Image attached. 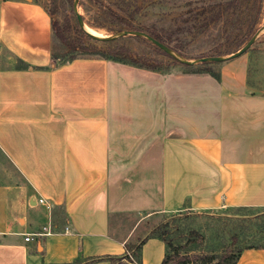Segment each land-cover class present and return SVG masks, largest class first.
<instances>
[{"label": "crops", "instance_id": "0c3cea01", "mask_svg": "<svg viewBox=\"0 0 264 264\" xmlns=\"http://www.w3.org/2000/svg\"><path fill=\"white\" fill-rule=\"evenodd\" d=\"M260 42L218 79L71 58L41 4L0 0V161L18 176L0 170V264L123 257L171 214L264 208ZM164 253L148 238L140 264ZM236 264H264V247Z\"/></svg>", "mask_w": 264, "mask_h": 264}, {"label": "rangeland", "instance_id": "374dc122", "mask_svg": "<svg viewBox=\"0 0 264 264\" xmlns=\"http://www.w3.org/2000/svg\"><path fill=\"white\" fill-rule=\"evenodd\" d=\"M223 1L227 0H78L76 12L82 20L84 30L99 38H107L115 37L119 33L127 31L123 30L115 33L107 31L113 27L108 13H116L126 17L134 7L140 8L141 13L136 15V20L134 21L135 27L158 35L189 58L188 60H197L204 57L225 58L237 52L249 40L240 46L237 45L240 40L237 30L238 26L242 20L254 19L256 12H259L253 34L260 29L261 32L253 45L242 54L243 56H252L255 48H258L257 44L264 40V29L262 30L264 26V0H239L234 25L232 23L229 24L227 18H222L221 21L210 25L203 33L194 37L190 34L180 33L179 29L185 26L182 20L188 16L190 8L193 9L192 13H195L201 10V6L213 5ZM36 2L41 4L51 14L50 17L57 21L59 26H63L65 19H68L72 25H78L76 14L72 8L73 0H71V3L70 0H36ZM189 2L191 5H187ZM126 3L128 5H125ZM67 36L71 40L77 39V35L72 31L67 32ZM83 41L88 44L86 39H83ZM105 43L111 48L124 46L137 56H145L149 64H152L153 61L161 62L163 65L170 63V59L165 55L158 54L152 44L146 40H139L134 36H123ZM61 46L66 55L73 54L64 45ZM75 55L81 56V54L77 53ZM221 63H209L210 65L207 66L209 69L217 71ZM178 68L190 72L184 67ZM132 163L140 168L146 165V160H133ZM0 170L9 173L15 181H18V176L6 161H0ZM20 191L21 193L25 192L23 188L18 190V192ZM165 222H168V225L173 229L177 227L179 231L196 230L204 236L205 240L201 245L192 246V249H188L190 250L189 254L219 253L217 248L220 246V240L227 238L231 232H235V236H237L235 250L237 247H264V208L255 210L239 209L236 211L225 210L208 215L176 213L166 216L155 226ZM177 244H182V242Z\"/></svg>", "mask_w": 264, "mask_h": 264}, {"label": "trees", "instance_id": "16d2710c", "mask_svg": "<svg viewBox=\"0 0 264 264\" xmlns=\"http://www.w3.org/2000/svg\"><path fill=\"white\" fill-rule=\"evenodd\" d=\"M125 5L128 4L126 3ZM187 5H191V3L189 2ZM238 7L239 0H227L213 5H205L204 7L201 6V10L195 13H192L193 9L190 8V10H188V16L182 20L185 26L181 27L179 31L181 34H190L194 37L200 33H203V31L206 30L210 25L216 24L221 21L222 18H227L228 23H232V25H234L237 17ZM140 13L141 9H138L137 7H134V9L126 17L120 16L116 13H108V17H110V21L113 27L112 29H108L107 31L112 33L118 31L120 32L123 30L145 32L155 40L170 48L179 56L187 60L189 59L184 54L179 52L176 48L172 47L166 40L160 38L158 35L135 27L134 21L136 20V15ZM258 13L259 12H256V16L254 17V19H245L244 21H241L240 25L237 28L240 35V40L237 42L238 46L242 45L252 36L256 28L255 26L257 23ZM48 14L49 16L51 15L50 13ZM51 26L53 34L57 38L59 43H61V45H64L69 52L73 53L69 55L71 58H75V54L77 53L81 54V56L78 55V57L105 58L152 71H167L170 68L174 67H184L186 68V70H190V72L192 73H205L215 79H218L217 72L208 68L207 65H210L209 63L198 64L196 66L184 65L167 56L157 47L153 46L155 47V51L158 54H162L168 57L170 59V63L163 65L161 62L157 63L156 61H153L152 64H149L148 59L145 56H137L133 51L124 46H116L111 48L105 42L92 41L90 38H88V36L84 34V32L78 27L77 24L72 25L68 19L64 20L62 28L58 25L57 21L51 18ZM69 31H72L77 35L76 40H71L69 36H67V32ZM137 38L139 40H145L139 37ZM83 39H86L88 41V44H86ZM53 59H56V57H53ZM148 238H158L163 242L165 253L161 264H236L239 253L244 248H247L237 247V249L235 250L237 236H235V232H231L227 238L220 240V246L217 248L219 253H204L201 255L189 254L190 250L188 249H192V246L197 247L201 245L205 240L204 236L196 230L179 231L177 227L173 229L168 225V222H165L152 228L149 235L136 244H126L125 254L123 257L115 258L103 256L90 258L82 262L75 261L72 264H92L100 261H108L111 264H117L121 261V259H126L130 262L140 264V250L143 243ZM180 242H182V244H177ZM128 255H130L133 260H131Z\"/></svg>", "mask_w": 264, "mask_h": 264}, {"label": "water", "instance_id": "95a60500", "mask_svg": "<svg viewBox=\"0 0 264 264\" xmlns=\"http://www.w3.org/2000/svg\"><path fill=\"white\" fill-rule=\"evenodd\" d=\"M77 5H78V0H73L72 8H73L74 13L76 14L78 25L83 30V32L86 34V36H88L89 38H91L93 40H98V41L110 42V41H114V40H116L120 37H123V36L139 37V38L145 39L146 41L151 43L153 46L160 49L164 54H166L167 56L176 60L177 62L184 64V65H189V66H193V65H197V64H203V63H215L216 64V63H221V62H225V61H229V60L238 58L239 56L244 54L253 45V43L257 39L259 33L261 32V29L258 30L256 33H254L249 38V40L237 52L230 54V55L226 56L225 58L204 57V58H199L197 60H187V59H184L183 57L179 56L178 54L174 53L170 48H168L164 44L160 43L159 41L155 40L154 38H152L148 34L141 32V31L127 30V31H123V32L119 33L115 37L113 36V37H107V38H99V37L87 32L86 30H84V28L82 27L83 26L82 20L79 17V15H77V12H76ZM263 29H264V26L262 27V30Z\"/></svg>", "mask_w": 264, "mask_h": 264}, {"label": "built area", "instance_id": "2783aa9c", "mask_svg": "<svg viewBox=\"0 0 264 264\" xmlns=\"http://www.w3.org/2000/svg\"><path fill=\"white\" fill-rule=\"evenodd\" d=\"M38 203L40 205L46 207L47 209L50 208V206L43 199H39ZM47 233H48V231L47 232H37V233H33V234H28L27 236H25L24 240L28 241V242L33 241L35 238L36 239L41 238V237L45 236ZM128 256H129V258H131V260H133L130 255H128Z\"/></svg>", "mask_w": 264, "mask_h": 264}, {"label": "bare ground", "instance_id": "6f19581e", "mask_svg": "<svg viewBox=\"0 0 264 264\" xmlns=\"http://www.w3.org/2000/svg\"><path fill=\"white\" fill-rule=\"evenodd\" d=\"M91 32V31H90Z\"/></svg>", "mask_w": 264, "mask_h": 264}]
</instances>
